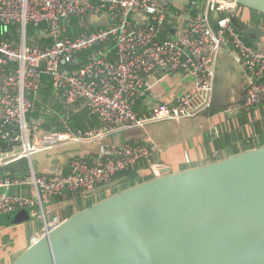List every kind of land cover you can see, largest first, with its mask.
I'll list each match as a JSON object with an SVG mask.
<instances>
[{"label":"built area","instance_id":"built-area-1","mask_svg":"<svg viewBox=\"0 0 264 264\" xmlns=\"http://www.w3.org/2000/svg\"><path fill=\"white\" fill-rule=\"evenodd\" d=\"M190 6L184 13L175 11L170 0H0V24L18 25L20 32L19 41L0 39V171L28 161V176L0 174V215L36 210L43 229L31 238L32 245L63 222L58 216L47 217L52 199L109 186L142 161L150 163L154 177L166 168L150 162L153 148L130 144L110 145L114 157L95 166L71 160L66 174L61 169L38 173L29 166L33 155L82 142L107 147V138L127 129L198 117L212 105L218 63L229 41L251 83L244 108L264 103V50L248 45L233 26L239 5L190 0ZM90 16L112 22L69 35L74 21L80 24ZM28 27L35 32L33 39L41 36L43 43L28 40ZM165 35L170 38L161 40ZM94 48L98 51L81 63L79 57ZM77 60L79 66L69 68ZM158 71L190 73L195 86L176 99L156 102L150 114L140 116L136 106L152 89L150 78ZM45 77L50 78L52 101L73 109L56 113L63 131H46L29 116L41 101ZM83 109L98 118L97 128L80 131L69 126Z\"/></svg>","mask_w":264,"mask_h":264},{"label":"water","instance_id":"water-1","mask_svg":"<svg viewBox=\"0 0 264 264\" xmlns=\"http://www.w3.org/2000/svg\"><path fill=\"white\" fill-rule=\"evenodd\" d=\"M230 1L264 15V0ZM242 33L263 35L256 28ZM100 153L110 155L75 143L35 154L29 166L50 174L68 167L71 159ZM4 172L28 176V161L0 174ZM17 215L23 221L29 215L37 218L38 212ZM12 264H264V145L184 170L166 167L162 176L111 194L64 220Z\"/></svg>","mask_w":264,"mask_h":264},{"label":"crops","instance_id":"crops-1","mask_svg":"<svg viewBox=\"0 0 264 264\" xmlns=\"http://www.w3.org/2000/svg\"><path fill=\"white\" fill-rule=\"evenodd\" d=\"M170 1L175 11L184 13L190 11V0ZM249 15L250 13L245 14L243 20L247 21ZM212 18L214 20V16ZM246 21L245 24L248 25L249 22ZM111 22L108 17L90 16L80 24L85 29H98L110 25ZM254 26H251V28H257ZM258 29L263 32L262 36L247 35L250 44L245 41L255 49L264 50V20L259 22ZM167 37L170 38V36L165 35L161 40H165ZM40 39H42L41 36H37L35 39L32 38V41L43 43ZM250 84L244 64L235 52L231 41H229L224 46L221 55L212 105L207 111L189 120L153 124L145 128L121 131L106 139L105 144L107 147H103L102 142L79 143L85 146L94 145L97 148H103L110 152V155L91 154L71 160L79 159L89 166H95L100 162H104L108 157H114V154L110 151V145L121 147L130 144L153 148L155 153L150 162L171 167L173 171H179L203 165L212 158H226L243 152L250 147H261L264 145V103L251 109L244 108ZM150 85L152 89L136 106V112L140 116L150 114L156 102L176 99L192 90L195 86V80L193 75L187 72L165 73L158 71L151 75ZM49 102L61 113L63 110L68 112L72 109L70 107L66 109L64 105H61L62 103L52 100ZM80 105L81 103L77 104L78 107ZM52 111L56 116L58 112L55 109ZM90 121H92V126H90ZM83 125L87 128L84 129L85 131L95 129L99 126L98 118L89 119ZM135 130L140 131V133ZM145 143L150 145H143ZM216 153H218L217 158L214 157ZM149 164L148 161H142L135 167L138 173L135 185L149 177L154 178ZM68 168L69 165L66 168L55 169H61L66 174L69 172ZM112 183L109 184V187ZM125 187L121 183L114 189L101 192L93 197H88V192H67L52 199L46 205L47 217L58 216L64 221L80 210L88 208L95 202L114 192H119ZM32 211L22 209L11 215H0V264L14 263L32 246L31 238L42 231L43 221L41 219L32 218L29 215L28 219L22 221L21 219H24V217L17 215L19 212L30 214Z\"/></svg>","mask_w":264,"mask_h":264},{"label":"trees","instance_id":"trees-1","mask_svg":"<svg viewBox=\"0 0 264 264\" xmlns=\"http://www.w3.org/2000/svg\"><path fill=\"white\" fill-rule=\"evenodd\" d=\"M238 7L239 8L237 10V13L233 16V19H232L233 26L237 30H239L240 32H242L244 29L251 28V26H254V25H255L254 27H257L256 29H258L259 22L264 20V15L257 12V11H254V10L242 7V6H238ZM248 13H250V15H249V19H247V21L249 22V24L247 25V24H245L246 20H243V18H244V15L245 14L248 15ZM83 30H85V28H83L81 26V24H79V22L74 21L72 23L71 29L69 31V35H71V36L78 35L81 32H83ZM89 30L95 31L97 29H89ZM19 36H20V32H19V26L18 25L4 26V25L0 24V39L16 42V41H19V38H20ZM34 36H35V32H34L33 28L28 27L27 37L32 39ZM243 36H244L245 40L247 41V43L250 44V42L248 41L247 35L243 34ZM255 36L257 37L260 35H255ZM42 41H43V39H42ZM111 48H112V46H111ZM96 51H98V48H94L92 50L84 52L79 57L81 63L88 61L90 56L92 54H94ZM69 68L74 69L75 67H69ZM44 81L47 84V86L45 87L43 93L41 94V101L37 102L35 105V111L36 112L30 113L29 116L36 119L37 121H39L41 123V127L46 131H49V132L63 131L64 128L62 127L61 124L58 123V117L55 115H52V114H48L44 111L47 104L51 103L49 101L52 100V94H51L52 87H51V83H50V78L46 77V79H44ZM92 118L94 119V117H91L86 110L81 111V113H78L77 115L72 117V119L69 121V126L74 130L85 131L84 129H87V128L84 127L83 123L88 122V120L89 119L91 120ZM91 123H92V121H90V126H92ZM143 145H150V144L145 143ZM250 148H252V147H250ZM217 159L212 158L210 161L217 160ZM64 171H66V170H64ZM137 176H138V173H137L136 168H135V169H131L127 172H124V173L117 175L115 179L118 180V179L125 178V181L122 184H124L126 186L125 187V189H126L127 187H131V186L135 185V183H136L135 180H136ZM151 178L152 177H149V178L141 181L140 183L148 181ZM114 193H116V192H114Z\"/></svg>","mask_w":264,"mask_h":264},{"label":"rangeland","instance_id":"rangeland-1","mask_svg":"<svg viewBox=\"0 0 264 264\" xmlns=\"http://www.w3.org/2000/svg\"><path fill=\"white\" fill-rule=\"evenodd\" d=\"M46 107H47V109H49L50 111H52V110L55 109V110L58 112L57 114H61V112L58 111V109H56L54 105H48V106H46ZM44 111H45V110H44ZM47 111H48V110H47ZM48 113H49V114H53L54 112H49V111H48ZM36 170H37V168H36ZM37 172H38V170H37Z\"/></svg>","mask_w":264,"mask_h":264},{"label":"bare ground","instance_id":"bare-ground-1","mask_svg":"<svg viewBox=\"0 0 264 264\" xmlns=\"http://www.w3.org/2000/svg\"><path fill=\"white\" fill-rule=\"evenodd\" d=\"M107 18V17H106ZM110 19V18H109ZM72 26V25H71ZM28 38V37H27ZM37 40V39H36ZM40 40H42V39H40ZM45 44H47V43H45ZM80 59V58H79ZM45 79H46V77H45ZM44 104V103H43ZM62 105V104H61ZM47 108V107H46Z\"/></svg>","mask_w":264,"mask_h":264}]
</instances>
